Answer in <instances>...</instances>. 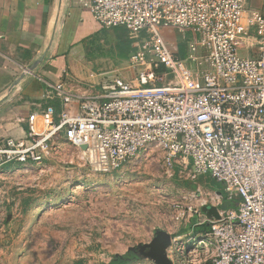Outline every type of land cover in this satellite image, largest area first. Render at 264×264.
Wrapping results in <instances>:
<instances>
[{"label":"built area","instance_id":"obj_1","mask_svg":"<svg viewBox=\"0 0 264 264\" xmlns=\"http://www.w3.org/2000/svg\"><path fill=\"white\" fill-rule=\"evenodd\" d=\"M89 1L103 28L146 37L127 58L135 79L117 77L98 96L47 83L61 111L48 104L40 120H25V139L0 142V172L40 163L61 132L102 174L157 149L167 173L181 160L238 201L220 219L198 220L208 229L181 243L179 257L212 246L211 264H264V0ZM172 27L189 34L184 55L163 34Z\"/></svg>","mask_w":264,"mask_h":264},{"label":"crops","instance_id":"obj_2","mask_svg":"<svg viewBox=\"0 0 264 264\" xmlns=\"http://www.w3.org/2000/svg\"><path fill=\"white\" fill-rule=\"evenodd\" d=\"M256 4L261 7L259 0ZM102 30L91 13L89 0H0V142L25 139V120L32 114L40 120L48 104L61 111L47 83H64L74 94L98 96L115 78H131L124 72L123 62L107 52ZM97 36L101 45L93 49L91 41ZM50 142L53 149L40 163L10 164L0 172V186L5 191L0 205L1 242L8 244L14 225L26 222L27 210L44 211L57 205L60 190L68 191L73 184L86 190L93 181L92 172L98 174L85 153L68 142L65 132ZM44 189L50 192L49 197H30L33 190ZM189 207L186 221L201 229L193 236L196 239L208 229L207 223L201 225L198 220L209 217L201 199H191ZM189 240L180 242L188 246ZM5 247L12 255L10 247ZM203 251L198 263L211 264L214 247Z\"/></svg>","mask_w":264,"mask_h":264},{"label":"rangeland","instance_id":"obj_3","mask_svg":"<svg viewBox=\"0 0 264 264\" xmlns=\"http://www.w3.org/2000/svg\"><path fill=\"white\" fill-rule=\"evenodd\" d=\"M163 34L184 55L189 34L174 27L165 29ZM101 36L107 52L123 62L124 72L131 77L127 80L132 82L136 70L127 56L141 48L146 37H134L123 28H103ZM98 40V36L92 39L93 49L101 45ZM149 150L152 151L142 153L117 173L94 175L92 172L93 181L86 190L77 184L68 191L60 190V202L53 207H45L44 211L27 210L26 222L22 220L14 225L8 244L0 239V264H106L134 247L151 242L155 237L154 227L175 237L185 235L172 238L167 249L175 264L198 263L203 253L192 250L193 247L188 249L187 260L178 253L180 241L190 239L192 246L193 236L201 230L186 221L189 195L200 193L207 200L205 206L219 205L221 210L232 201L209 176L195 175L191 164L178 160L180 163L174 166L173 173H167L164 153ZM44 190H33L30 197H49L50 192ZM4 245L10 247L12 255ZM128 264L155 262L135 257Z\"/></svg>","mask_w":264,"mask_h":264},{"label":"water","instance_id":"obj_4","mask_svg":"<svg viewBox=\"0 0 264 264\" xmlns=\"http://www.w3.org/2000/svg\"><path fill=\"white\" fill-rule=\"evenodd\" d=\"M209 218L220 219L221 212L217 206L207 205L203 208ZM172 245V237L165 230H157L153 240L147 244L131 249L136 257L149 258L155 264H175L167 255V249Z\"/></svg>","mask_w":264,"mask_h":264},{"label":"trees","instance_id":"obj_5","mask_svg":"<svg viewBox=\"0 0 264 264\" xmlns=\"http://www.w3.org/2000/svg\"><path fill=\"white\" fill-rule=\"evenodd\" d=\"M133 51H135V49L132 50L131 52H133ZM129 54H128V56H129ZM128 56H127V58H128ZM231 201L232 202L230 203V205L227 206L226 208H236L237 207V202L238 201L237 200H231ZM206 226L208 227V225H206ZM135 257H136L135 254L130 251L127 254L119 255V256L115 257L113 260H111L110 262H108L106 264H128V263L132 262Z\"/></svg>","mask_w":264,"mask_h":264},{"label":"flooded vegetation","instance_id":"obj_6","mask_svg":"<svg viewBox=\"0 0 264 264\" xmlns=\"http://www.w3.org/2000/svg\"><path fill=\"white\" fill-rule=\"evenodd\" d=\"M135 254V253H134ZM135 256H137L136 254H135Z\"/></svg>","mask_w":264,"mask_h":264}]
</instances>
